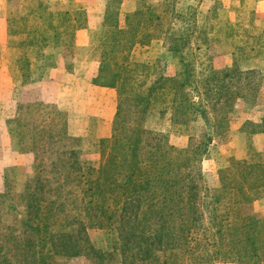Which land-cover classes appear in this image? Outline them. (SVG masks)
Listing matches in <instances>:
<instances>
[{
  "label": "trees",
  "instance_id": "16d2710c",
  "mask_svg": "<svg viewBox=\"0 0 264 264\" xmlns=\"http://www.w3.org/2000/svg\"><path fill=\"white\" fill-rule=\"evenodd\" d=\"M114 1L118 6H107L100 31L91 35L93 53L99 52L100 59L94 84L118 94L112 134L101 141L102 164L97 169L80 161V139L69 135L67 114L44 104L20 105L9 124L21 129H9L18 137L19 152L35 153L39 164L20 195L21 212L10 188L15 169L6 170V192L0 199L9 204L0 210V221L7 215L13 224L0 227V234L9 232L8 239L0 238V264H57L56 256L87 252L96 264H115L110 253L90 245L88 228L120 233L126 260L119 264H264V219L241 210L264 199V153L251 146L247 159L220 170L221 187L210 190L201 171L191 168L201 161L206 142L189 154L170 145L167 136L145 129L147 118L157 111L170 113L184 127L202 118L214 130V117L226 124L234 102L248 101L258 92L264 82V30L254 22L255 10H236L234 23L227 15L225 27L217 31L223 39L212 41L232 47L233 65L218 70L202 64L199 70L198 52L211 40L204 30L196 36L192 26L175 30L185 20L175 3L141 0L122 27L120 0ZM196 8L193 26L199 22ZM220 10L217 6L211 15ZM8 23L10 44L21 51L11 73L22 85L38 80L54 65L51 50L71 48L77 31L88 25L86 11H62L44 1L22 4L20 14ZM195 36L203 43L192 47ZM159 39L180 59V70L174 76L160 74L148 84L149 67L133 57L136 48ZM40 107L51 111L38 124L40 119L34 121L30 113ZM253 133H264V117ZM45 153L51 161L40 157ZM59 227L68 230L55 232ZM199 250L204 255L191 256H200Z\"/></svg>",
  "mask_w": 264,
  "mask_h": 264
},
{
  "label": "rangeland",
  "instance_id": "374dc122",
  "mask_svg": "<svg viewBox=\"0 0 264 264\" xmlns=\"http://www.w3.org/2000/svg\"><path fill=\"white\" fill-rule=\"evenodd\" d=\"M133 1V0H132ZM141 0H136L134 9L136 10L138 4ZM154 1V3H165L171 1L176 5L177 13L184 14L185 20L181 23H176L175 30L181 29H190L195 31L196 36L200 31L204 30L207 32L208 37L211 42L208 45H202V51L198 52L200 58L196 62V67L200 70L201 65L203 66H213L216 69H227L233 65V54L232 47L229 44L221 42H212L216 40L223 39V37L217 32L219 29L225 27L227 21L225 17H231L232 22H235L237 16L236 10L238 9H251L252 7L247 6L245 0H149ZM242 1V2H241ZM52 5H56L55 2L48 0ZM125 0H120V24L122 27L125 26V16L128 12L134 9L123 6ZM127 2V1H126ZM109 4L118 6V2L114 0H97V11H102L105 15L107 6ZM163 5V4H162ZM59 9L60 7L56 5ZM65 6L62 11H74ZM219 6L221 8L219 14L211 15V12L214 8ZM68 7V8H67ZM124 7V8H123ZM197 7V8H196ZM193 8H196L197 13L199 14V22L196 26L192 25L196 19L192 17ZM173 12L175 7L173 8ZM170 8V11H172ZM82 10V9H80ZM21 11V9H20ZM85 11V10H84ZM234 12V13H233ZM87 13V12H86ZM20 14V12H19ZM18 14V15H19ZM102 14V15H103ZM17 15V16H18ZM254 22L256 26L264 30V19H261V12L258 14L257 9L254 12ZM16 16V17H17ZM207 16V17H206ZM13 17V18H16ZM206 17V18H204ZM250 18V17H249ZM19 18L17 21L22 22V19ZM248 20H244L246 24ZM88 21V16H87ZM98 21V20H96ZM245 24V25H246ZM101 25H94L91 27V32H99ZM88 27V25H87ZM196 36L193 40L192 47L201 45L203 42L199 39H196ZM99 38L97 33L96 40ZM92 52L95 47H92ZM97 49V45H96ZM167 43L163 39L155 40L151 42L150 45L144 47H138L135 50L133 62L144 64L149 67L148 73V84L152 83L157 79L160 74L174 76L176 72L180 70V59L177 56L171 55L167 51ZM96 55L99 56V52L95 51ZM35 53L32 54L34 56ZM36 57V56H35ZM229 65V67H226ZM264 70V66L262 68ZM12 76L11 68L7 69ZM142 80H145V76H142ZM1 84V83H0ZM0 88H2L0 86ZM247 93V92H246ZM248 94V93H247ZM255 94V93H253ZM248 94V101L237 100L231 106V113L229 115V121L226 124H220L218 119L215 121L214 113H210L209 117H214L212 122L214 123V130L207 128L206 122L204 119L199 118L197 121L191 123L188 126H182L175 124L171 119V114L166 113L165 115H160L159 112H154L147 118L145 123V129L148 131L159 133L168 137V143L178 149L188 151L189 154H192L193 148L200 145L202 142H206V152L202 155L201 161L199 163H192V171L197 172L201 171L203 185L210 189L216 190L221 187L219 180V172L221 169L229 166L231 161L245 160L249 156V151L251 146L258 152L264 153L261 148H264V141H257L255 136L264 134V133H253L255 127H260L264 117V82L258 88V92L253 95ZM132 95V94H131ZM133 96V95H132ZM117 97V106H118V94ZM52 107L51 105H49ZM41 109V110H40ZM39 110L34 109L31 115L35 119H40L37 123L40 124L41 120L46 118V113L51 111L50 108L40 107ZM127 109L130 111L129 115L132 116L131 112V102H128ZM218 112H222V108H217ZM27 114L24 116L27 121L30 119L31 115ZM16 116V115H15ZM14 116V117H15ZM14 117L7 118L4 121V127L7 133V143L4 142L0 136V194L6 192L5 185V173L8 168L15 169L10 173V188L14 195V203L18 206V209L21 211L24 210V205H22V199L20 195L24 192L27 182L29 181V176L35 174V165H38V161H35V153H20L18 148V137L17 135L13 136V132L10 131L9 127L21 129L14 123V125L9 124V120H13ZM53 117V116H52ZM3 116L0 113V128L2 129ZM68 119V117H67ZM46 120V119H45ZM32 121V120H31ZM35 123V122H34ZM25 125V122H24ZM35 125V124H33ZM23 131V130H22ZM12 134H11V133ZM5 134V133H4ZM206 135L209 140H206ZM242 135V137H241ZM80 142L77 144L79 148L80 161L87 166L94 168H100L102 164V154H101V141L98 139H83L79 138ZM27 141V140H26ZM65 143V142H63ZM62 142L61 144L64 145ZM60 145V144H59ZM187 152V153H188ZM41 158L45 159V162L51 161L52 156L50 153L40 154ZM262 200V199H261ZM0 210L6 211V205L3 198L0 199ZM259 201V200H258ZM257 202V201H256ZM24 203V202H23ZM9 204V203H8ZM254 203L243 205L241 210L245 215H255L259 218L264 219V213L256 212ZM21 217V216H20ZM13 219L7 215H3L0 221L1 226L12 225ZM21 228L17 227L18 234L21 232ZM55 232H66L68 228L59 227L54 229ZM87 241L90 245L94 246L96 249L101 250L106 253H110L113 257V262L115 264L123 263L126 260V255L122 254L121 247L123 246V241L120 239V233L111 232L105 229H95L88 228L86 231ZM1 239H8L9 232L4 230V233L0 234ZM3 244L6 247H10L11 243L4 241ZM198 251H196L197 253ZM202 252V253H201ZM199 255H196L195 252L191 254L195 257H201L204 255L203 251L199 250ZM212 253V252H211ZM13 254L10 255V257ZM55 261L57 264H96V261L92 257V254L84 253L78 257H69V256H56ZM216 264H233L225 263L222 261L216 262Z\"/></svg>",
  "mask_w": 264,
  "mask_h": 264
},
{
  "label": "crops",
  "instance_id": "0c3cea01",
  "mask_svg": "<svg viewBox=\"0 0 264 264\" xmlns=\"http://www.w3.org/2000/svg\"><path fill=\"white\" fill-rule=\"evenodd\" d=\"M36 1L48 2L0 0V113L4 118L0 128L1 138L7 143L5 119L14 117L20 105L29 104L51 105L67 114L68 133L72 137L98 140L109 138L117 112V93L114 89L94 84L99 73L100 59L91 49V27L93 24L101 25L104 18L103 10L97 11V0H51L60 9L69 5L72 10H85L88 27L77 31L71 48L51 50L54 65L45 69L38 80L22 85L10 76L7 69L19 60L21 51L10 44L8 20L19 14L22 4ZM244 2L253 10L257 9L258 14L261 12V19H264V0ZM134 4L136 0H125L123 6L134 9ZM133 11L135 9L130 12ZM255 138L264 141V134ZM261 150L264 151V148ZM254 207L256 212L264 213V199L255 202Z\"/></svg>",
  "mask_w": 264,
  "mask_h": 264
}]
</instances>
